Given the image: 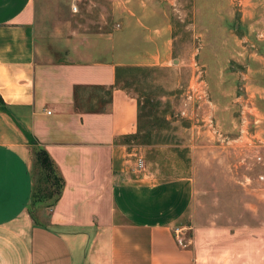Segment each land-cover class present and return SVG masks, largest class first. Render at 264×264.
<instances>
[{
    "label": "crops",
    "instance_id": "1",
    "mask_svg": "<svg viewBox=\"0 0 264 264\" xmlns=\"http://www.w3.org/2000/svg\"><path fill=\"white\" fill-rule=\"evenodd\" d=\"M80 3L0 0V264H264V223L193 227L194 176H170L150 155L160 147L132 138L140 103L124 75L185 63L190 47L172 2L110 0L97 29L76 26ZM219 16L234 20L228 8ZM27 135L64 179L57 203L33 214ZM176 227L191 230L186 247Z\"/></svg>",
    "mask_w": 264,
    "mask_h": 264
},
{
    "label": "rangeland",
    "instance_id": "2",
    "mask_svg": "<svg viewBox=\"0 0 264 264\" xmlns=\"http://www.w3.org/2000/svg\"><path fill=\"white\" fill-rule=\"evenodd\" d=\"M169 1L190 44L185 63L175 57L168 68L128 73L121 85L140 103V131L160 147L150 155L170 176L188 171L196 179L189 224L258 227L264 223V0ZM60 3L54 0L56 9ZM256 3L255 14L246 16ZM79 6L81 28L97 29L111 14L110 0ZM227 8L234 13L228 25L219 16ZM219 22L228 30H218Z\"/></svg>",
    "mask_w": 264,
    "mask_h": 264
},
{
    "label": "trees",
    "instance_id": "3",
    "mask_svg": "<svg viewBox=\"0 0 264 264\" xmlns=\"http://www.w3.org/2000/svg\"><path fill=\"white\" fill-rule=\"evenodd\" d=\"M96 89L104 90V88L97 87ZM77 87L75 89L77 94ZM109 94L110 92L107 91ZM79 103L78 99L76 104ZM104 104V103H102ZM79 105V104H78ZM99 108L100 106H94ZM90 108L91 111H96L98 109ZM140 127V117L139 125ZM138 127V133L132 138L141 144H150L149 135L143 134ZM28 141L32 145V152L34 155V161L32 165V205L30 211L33 214V209L37 206L44 205L45 207L54 206L59 198L61 197L62 190L64 187V179L60 174L56 164L50 157L48 152L44 147L37 145V142L32 138V136L27 135Z\"/></svg>",
    "mask_w": 264,
    "mask_h": 264
},
{
    "label": "built area",
    "instance_id": "4",
    "mask_svg": "<svg viewBox=\"0 0 264 264\" xmlns=\"http://www.w3.org/2000/svg\"><path fill=\"white\" fill-rule=\"evenodd\" d=\"M78 1V0H76ZM77 4H74V5H71V11L72 12H77ZM193 94L195 93V91L189 89ZM198 92V91H197ZM202 92H204L205 94V89L203 90L202 89ZM193 95H189L188 96V99H190ZM203 98V95L202 94H199V99H202ZM183 113H185V111H183ZM137 168L139 170H144L145 168V163H144V160L142 157H139L138 160H137ZM184 229L183 228H180V227H176L174 228L173 230V234H174V237H175V240L177 242V244L181 247H186L187 246V242H186V237L184 235Z\"/></svg>",
    "mask_w": 264,
    "mask_h": 264
}]
</instances>
